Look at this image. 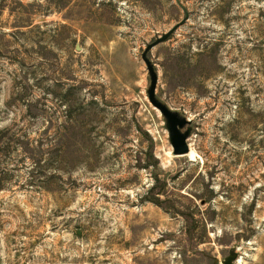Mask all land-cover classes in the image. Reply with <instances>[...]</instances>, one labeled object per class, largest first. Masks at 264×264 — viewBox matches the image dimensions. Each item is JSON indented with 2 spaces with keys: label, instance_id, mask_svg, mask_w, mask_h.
<instances>
[{
  "label": "rangeland",
  "instance_id": "obj_1",
  "mask_svg": "<svg viewBox=\"0 0 264 264\" xmlns=\"http://www.w3.org/2000/svg\"><path fill=\"white\" fill-rule=\"evenodd\" d=\"M190 121L174 157L147 98ZM264 264V0H0V264Z\"/></svg>",
  "mask_w": 264,
  "mask_h": 264
},
{
  "label": "water",
  "instance_id": "obj_2",
  "mask_svg": "<svg viewBox=\"0 0 264 264\" xmlns=\"http://www.w3.org/2000/svg\"><path fill=\"white\" fill-rule=\"evenodd\" d=\"M187 19L188 14L185 13V18L180 23L175 25L171 30L163 34L161 37L157 38L153 43L147 45L141 55V59L146 65L150 78V84L147 90V98L150 104L155 109H157L165 119L166 128L169 134V141L172 147V155L174 157L185 156L190 152L187 143L190 136V131L189 129L184 131V129L190 124V121L182 117L179 113L170 110L165 104L157 99L156 89L158 84V75L153 64L148 59V53L157 45L166 42L179 27L186 23ZM225 264H231L230 260H228Z\"/></svg>",
  "mask_w": 264,
  "mask_h": 264
}]
</instances>
